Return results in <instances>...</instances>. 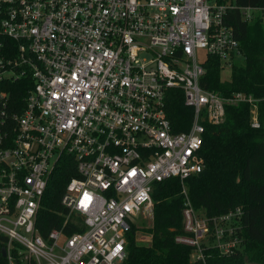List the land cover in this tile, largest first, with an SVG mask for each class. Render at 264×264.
Segmentation results:
<instances>
[{
    "label": "built area",
    "instance_id": "2783aa9c",
    "mask_svg": "<svg viewBox=\"0 0 264 264\" xmlns=\"http://www.w3.org/2000/svg\"><path fill=\"white\" fill-rule=\"evenodd\" d=\"M236 7L0 0V264H121L137 219H153L155 183L171 178L185 197L176 243L194 262L232 264L222 259L243 249L242 208L209 216L185 180L203 172L207 125L222 124L226 106L249 105L251 127H261V99L203 85L211 57L222 79L245 62L230 22ZM239 10L249 24L264 19V7ZM173 88L194 110L184 131L167 112ZM63 157L77 175L61 197L62 225L44 234L43 201Z\"/></svg>",
    "mask_w": 264,
    "mask_h": 264
},
{
    "label": "trees",
    "instance_id": "16d2710c",
    "mask_svg": "<svg viewBox=\"0 0 264 264\" xmlns=\"http://www.w3.org/2000/svg\"><path fill=\"white\" fill-rule=\"evenodd\" d=\"M235 3L231 11V24L241 40L245 54L243 65L234 67L231 79H222L219 60L211 57L203 85L211 90L230 93L244 91L261 99L259 113L261 127H251L250 106H226V119L222 124H208L202 155L205 168L202 173L185 180L193 205L204 209L209 216L242 208L243 249L230 259L232 264H243L245 256L251 261L264 263V32L252 31L239 7H264V0H216ZM260 25V24H258ZM252 29V30H251ZM23 92H20V97ZM167 112L176 131L189 128L193 108L185 105L184 92L179 88L169 91ZM75 165L71 158L63 157L51 176L41 210V229L46 234L62 225L64 211L61 206L63 192L73 176ZM183 184L171 178L154 185L153 223L150 232L152 245L139 244L137 228L128 234V256L121 264H202L191 259L192 249L176 243L175 237L183 233ZM76 229H66L73 233ZM214 254V253H213ZM214 260H210L213 263Z\"/></svg>",
    "mask_w": 264,
    "mask_h": 264
},
{
    "label": "rangeland",
    "instance_id": "374dc122",
    "mask_svg": "<svg viewBox=\"0 0 264 264\" xmlns=\"http://www.w3.org/2000/svg\"><path fill=\"white\" fill-rule=\"evenodd\" d=\"M259 15V14H257ZM260 24V25H258ZM252 26V31L258 32V27L261 28L264 32V19L263 20H254L250 23ZM224 77L228 80L231 79V74L229 72L224 73ZM138 221V235H137V242L142 245L150 246L152 245L153 236L150 232V228L152 227L153 219L152 216H149L148 214L146 217H141L140 219H137Z\"/></svg>",
    "mask_w": 264,
    "mask_h": 264
},
{
    "label": "water",
    "instance_id": "95a60500",
    "mask_svg": "<svg viewBox=\"0 0 264 264\" xmlns=\"http://www.w3.org/2000/svg\"><path fill=\"white\" fill-rule=\"evenodd\" d=\"M3 255L6 254L5 249L2 250ZM243 264H264V263H260V262H256V261H251L250 258L248 256H245Z\"/></svg>",
    "mask_w": 264,
    "mask_h": 264
}]
</instances>
